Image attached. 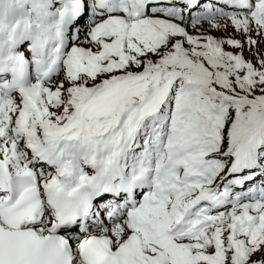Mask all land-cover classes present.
Returning <instances> with one entry per match:
<instances>
[{"label":"snow or ice","instance_id":"6c2138e0","mask_svg":"<svg viewBox=\"0 0 264 264\" xmlns=\"http://www.w3.org/2000/svg\"><path fill=\"white\" fill-rule=\"evenodd\" d=\"M0 264H264V0H0Z\"/></svg>","mask_w":264,"mask_h":264},{"label":"rangeland","instance_id":"374dc122","mask_svg":"<svg viewBox=\"0 0 264 264\" xmlns=\"http://www.w3.org/2000/svg\"><path fill=\"white\" fill-rule=\"evenodd\" d=\"M214 36H225V35H230L231 34V29H229V31L228 32H213L212 33ZM245 55L246 56H248L249 55V53L246 51L245 52Z\"/></svg>","mask_w":264,"mask_h":264}]
</instances>
